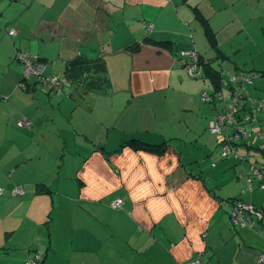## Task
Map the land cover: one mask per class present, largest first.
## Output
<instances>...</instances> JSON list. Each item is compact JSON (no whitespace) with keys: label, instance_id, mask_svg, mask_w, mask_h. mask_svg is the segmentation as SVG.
<instances>
[{"label":"crops","instance_id":"obj_1","mask_svg":"<svg viewBox=\"0 0 264 264\" xmlns=\"http://www.w3.org/2000/svg\"><path fill=\"white\" fill-rule=\"evenodd\" d=\"M235 2L264 34V0H0V187L25 190L0 198V264H25L34 251L47 264H190L197 254L206 264H259L264 240L219 204L264 207V190L245 191L249 164L224 161L218 146L200 144L205 126L168 111L177 86L206 78L203 68L188 76L176 55L195 49L212 68L225 60L216 33L225 13L239 17ZM19 51L37 55L45 75L98 60L102 75L86 78L106 80L93 93L47 94L34 82L22 90ZM257 56L245 64L263 77L264 51ZM24 119L29 128L15 125ZM132 139L160 149L122 145Z\"/></svg>","mask_w":264,"mask_h":264},{"label":"built area","instance_id":"obj_2","mask_svg":"<svg viewBox=\"0 0 264 264\" xmlns=\"http://www.w3.org/2000/svg\"><path fill=\"white\" fill-rule=\"evenodd\" d=\"M144 28H147L148 32L153 30L152 24L144 23ZM9 36L15 35V30L10 29L8 31ZM179 62L183 66L186 74L192 78H197L199 76V70L201 65L199 62V53L195 49L183 50L181 51ZM15 58L23 64V70L21 73V82L19 86L26 88L28 80L34 79L42 82L49 90L60 92L61 86H68L67 80L62 76H49L45 77L43 75L44 65L39 60V57L36 55H30L26 52L19 51L16 53ZM226 76V75H225ZM228 78L221 81V89L211 95L214 97L218 95L224 100L223 92L225 90L230 92V96L227 98V106L222 114H218L216 118L210 122L209 128L215 134H223V132L230 127L232 134H227L226 140H230L228 145L223 146L222 156H226L231 152L234 153L235 145L242 143V147L246 150L247 147H251L254 151L261 152L264 150V120L259 122L258 114H264V99H252L248 92H245V84H252L253 78L255 75H246L243 71H237L236 75L229 76ZM211 95L207 93L202 94V101L208 102L211 100ZM248 99V100H247ZM247 100L253 104V107H248L252 114H246L248 112L246 109L243 110V116L241 120L238 121V117H235L234 111L240 109ZM242 105V106H241ZM252 110H251V109ZM245 112V113H244ZM241 114V113H240ZM239 116V115H238ZM247 122L243 125V122ZM18 126H29L30 122L26 119L16 122ZM259 126L247 129V125L254 126L257 124ZM228 131V132H229ZM257 147V148H256ZM251 150V149H250ZM264 158V155H263ZM251 163V170L249 176L246 178L247 189L252 191L254 188L258 190H264V160L259 161L256 156L251 155L249 157ZM4 189L0 187V197L4 193ZM22 187H15L11 190V195L22 194ZM120 201V200H119ZM118 201H114L110 206L114 209H121L122 201L120 206ZM224 204V203H223ZM118 206V207H117ZM262 209V208H261ZM230 218L231 223L237 227H247L253 230H256L264 238V226H260L261 220L263 219V212L250 203H245L240 200L233 201L230 203ZM40 257L35 259H29L26 264H41ZM257 263H264V253L260 254L257 259ZM193 264H204L201 256H198Z\"/></svg>","mask_w":264,"mask_h":264},{"label":"rangeland","instance_id":"obj_3","mask_svg":"<svg viewBox=\"0 0 264 264\" xmlns=\"http://www.w3.org/2000/svg\"><path fill=\"white\" fill-rule=\"evenodd\" d=\"M233 8L236 11H239V15H238L239 17L236 18L234 14L230 13L229 15L225 13L224 20L219 23L220 28H218L219 30H217L218 32L216 33L218 46L222 49V52L224 51V54L226 55L225 56L226 59L214 62L213 66L216 70L225 72L226 76H224V78H228L227 75L229 76L236 75L237 71H243L246 75L251 76L250 72L255 73L256 69L253 68L251 65L245 64V62H252V61L258 62L257 52L259 53L260 49L264 51V34L256 28L257 25L256 20L255 19L250 20L248 15L243 14L241 12L239 2L238 3L235 2L233 4ZM181 53L182 52L178 53L179 60ZM235 67H239V68H235ZM254 75L256 77L253 78L252 84H245V90L243 91L248 92V95L252 99H256V100L264 99V76L258 77L256 73ZM191 80L197 83L194 86H189V87L186 86L185 84H182L180 88H178L179 86L176 87L174 96L172 98L170 97V103L168 104L169 106L168 111L169 113H173L175 115V121L179 122V124L185 125L186 121L188 123L187 117H191L192 124L196 123L197 124L196 126H200L202 128L205 126V128L201 130L199 142L200 144L204 142L209 144L211 146L210 151H213L215 149V146H217V144L222 139V135L213 133L209 128V124L211 121L208 123L207 127H206V122L207 119H209L210 117L214 119L216 110H212L208 106V104H203L200 101L201 92L203 91L211 92L213 86L210 83V79L207 77L205 79H196V80L191 79ZM197 86H199L200 88V92L198 94L199 95L198 101L195 99V90ZM223 96L224 99L226 100L230 96V92L225 90L223 92ZM219 153L220 152L218 151V154ZM211 155L213 156V154ZM212 156H210L209 162L207 163V167H206L207 170L209 169V164ZM229 159L230 157H228V159H224V161ZM245 168L246 169L248 168L246 164H245ZM256 194H258L261 197H264V193L261 191H256ZM115 201H118L119 204L117 205L120 206L121 201L119 200H115ZM262 204H264V198L262 200ZM120 207L123 208V205ZM262 209H264V207H262ZM260 226H264V220L263 222L260 223ZM239 229H241V227ZM251 231H253L259 237H261L256 232V230H251ZM261 238L264 240L263 237Z\"/></svg>","mask_w":264,"mask_h":264},{"label":"trees","instance_id":"obj_4","mask_svg":"<svg viewBox=\"0 0 264 264\" xmlns=\"http://www.w3.org/2000/svg\"><path fill=\"white\" fill-rule=\"evenodd\" d=\"M182 2H186L187 0H181ZM198 14V13H197ZM198 19L200 21V24H201V27L211 45V47H216V43H215V36H214V32L212 31L208 21L200 16L198 14ZM144 23L146 24H151L149 22H143V28H144ZM153 26V24H152ZM147 32V28H144ZM12 37V36H10ZM181 52V51H180ZM198 52V51H197ZM37 56V55H36ZM177 59L179 58V55L177 54L176 55ZM39 60L41 61V59L39 58ZM179 60V59H178ZM88 62V64H87ZM85 61L83 58L82 59H75L73 61H71L70 63L68 62L67 64V72L63 75H58L60 77H64L67 82H68V86H61L60 87V92H56V91H52V90H49L42 82L38 81V80H34V79H31V80H28V82H26L27 84V87L26 88H22L19 86V83L21 82V78L19 80V83H18V86L22 89V90H26V91H29V89H32L31 86H30V83L31 82H34V85L38 86L40 88V90L44 91L45 93L47 94H56V93H61L62 90L64 91L65 88H70V89H82V90H86V91H89V92H99L101 89V87L99 85L103 84V82H105L106 78H86V73L87 71H91L93 70V72L95 73L93 76H99L102 75V71H103V63L101 61H98V60H88V61ZM199 62H200V65H201V69L203 68L204 70V75L205 77L209 78L210 79V83L212 84V91H205L204 93H207V94H213L217 91H219L221 89V81H223L224 76L226 75L225 72L223 71H220V70H215L214 68H212V66L210 65V63L204 59L200 54H199ZM41 63L44 65V63L41 61ZM182 66V65H181ZM183 68V66H182ZM23 70V69H22ZM251 75H254L255 73L253 72H250ZM262 75L264 76V72H261ZM43 75L45 77H49V76H54V75H45L44 74V69H43ZM257 75V74H256ZM261 75V74H260ZM57 76V75H55ZM202 77V76H201ZM202 94L200 95V101L203 103V104H208L209 107H213L212 110H216V113L214 115L217 116L218 114H222L227 106V100L229 102V99H222L220 98L218 95H216L215 97L213 95H211V100L208 101V102H203L202 101ZM248 100V99H247ZM247 100H245V102H247L246 104H244V106H242L240 109H237L234 111V116L235 117H238V121L241 120V117L243 116V110H245L246 108L248 107H253V104L251 102H248ZM251 109V108H250ZM248 112H246V114H252V112L249 110V109H246ZM252 110V109H251ZM241 113V114H240ZM245 113V112H244ZM239 115V116H238ZM242 122H243V119H242ZM247 122H243V125L246 124ZM15 125H17V123H15ZM18 126V125H17ZM31 125L29 126H18L19 128H29ZM250 125H247V129L249 128ZM230 130V127H227V129L223 132L222 135V139L220 140V142L217 144L218 148L220 149V151H222L223 149V146L225 145H228L230 140H226V136L227 134H230V132H228ZM130 143V144H133V146H136L137 148H141V149H144L148 152H151L152 154L159 151V145H151V144H148V143H145V142H142V141H137L135 142V139H132L130 141H126L125 143H123L122 145H126L127 143ZM242 143H245L244 141ZM242 143H240L239 145H236L234 148L235 149H241L242 148ZM257 148V147H256ZM247 149H251V151H254V149H252L251 147H247ZM236 154H239V152H236ZM234 153H230L228 155H226V157H220L221 159H226L228 157H234V158H238L239 155H235ZM216 166V163H212L211 164V167H215ZM15 187H22L23 188V193L25 192L24 190V187L23 186H13L11 187L10 189L8 190H5L4 188V195H11L10 192L11 190H13ZM2 188V187H1ZM22 194H17V195H12V196H20ZM2 196V197H3ZM1 198V197H0ZM235 199H238V198H235ZM121 201V200H120ZM226 200H221L219 202V204L221 203H224ZM123 205V204H122ZM258 209H260L262 212H263V215H264V209H261V207H257ZM122 209V208H121ZM121 209H118V210H121ZM38 258L40 257L41 260L38 261L40 262L41 264H47L46 261H45V257L39 252V251H34L33 254L31 255V257L28 258L29 259H35V258ZM27 260V261H28ZM26 261V262H27ZM25 262V264H26Z\"/></svg>","mask_w":264,"mask_h":264},{"label":"bare ground","instance_id":"obj_5","mask_svg":"<svg viewBox=\"0 0 264 264\" xmlns=\"http://www.w3.org/2000/svg\"><path fill=\"white\" fill-rule=\"evenodd\" d=\"M261 114H258V118H259V122L261 121V120H264V115H262V116H260ZM216 118V116L214 117V119ZM213 119V120H214ZM212 120V121H213ZM211 121V122H212ZM259 124L260 123H258V125L257 124H254V126H249V129H252V128H255V127H258L259 126ZM247 128V127H246ZM230 132V134H232V132L231 131H229ZM236 146V145H235ZM238 150H240V149H235V151H234V154L235 155H239V157H238V159L239 160H241V161H243V162H246V163H248L249 164V170H248V172L246 173L245 172V174H243V178L246 180V178L249 176V172H250V170H251V161H250V159H249V157L251 156V155H254V156H256L257 157V159L259 160V161H261V160H264V158H263V155H264V150L263 151H261V152H257V151H251V150H246V149H244L243 147L241 148V150H245V151H247V153H245V154H243V155H241L240 153L239 154H236V152H238ZM222 151H220V155H221V157H223L222 156ZM234 155V156H235ZM224 157H226V156H224ZM236 157V156H235ZM237 158V157H236ZM245 163V164H246ZM246 184H247V181H246ZM254 189H256V188H254ZM254 189L250 192V191H248V189H247V186H246V189H245V191L246 192H249V193H252L253 191H254ZM236 200H240V201H243L242 199H232V200H226L225 202H224V204L223 203H221L223 206H225V207H228L229 208V211H230V203H232L233 201H236ZM243 202H245V201H243ZM245 203H248V202H245ZM263 220H264V215H263V219L261 220V222H263ZM230 221H231V218H230ZM232 224V223H231ZM233 225V224H232ZM241 228H247V227H241ZM248 229H250V228H248ZM251 230H253V229H251ZM257 232V231H256ZM258 233V232H257ZM260 235V234H259ZM261 236V235H260ZM262 237V236H261ZM263 254V253H262ZM198 256H201V258H202V261H203V263L204 264H206V262L204 261V259H203V256L201 255V254H197L196 255V257H195V259L198 257ZM195 259L190 263V264H193V262L195 261ZM257 259H258V257H257Z\"/></svg>","mask_w":264,"mask_h":264}]
</instances>
